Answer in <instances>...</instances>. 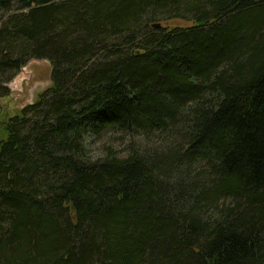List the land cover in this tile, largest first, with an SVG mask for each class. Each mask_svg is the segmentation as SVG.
<instances>
[{
	"label": "trees",
	"instance_id": "1",
	"mask_svg": "<svg viewBox=\"0 0 264 264\" xmlns=\"http://www.w3.org/2000/svg\"><path fill=\"white\" fill-rule=\"evenodd\" d=\"M34 60L0 264H264V0H0V99Z\"/></svg>",
	"mask_w": 264,
	"mask_h": 264
},
{
	"label": "rangeland",
	"instance_id": "2",
	"mask_svg": "<svg viewBox=\"0 0 264 264\" xmlns=\"http://www.w3.org/2000/svg\"><path fill=\"white\" fill-rule=\"evenodd\" d=\"M171 27H178L176 21L167 24ZM53 66L47 60H34L21 71L16 79L8 86L10 94L8 97L0 99V126L8 119L15 117L26 107L33 106L38 102L41 95L50 89L52 81ZM152 139L155 136H151ZM138 140V139H137ZM142 140L136 141L141 145ZM111 144L116 150L124 152L126 144L123 141H112ZM104 145L102 144L101 147Z\"/></svg>",
	"mask_w": 264,
	"mask_h": 264
}]
</instances>
